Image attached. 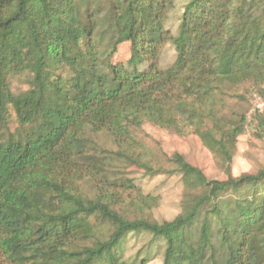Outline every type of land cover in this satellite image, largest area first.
<instances>
[{
    "label": "trees",
    "instance_id": "1",
    "mask_svg": "<svg viewBox=\"0 0 264 264\" xmlns=\"http://www.w3.org/2000/svg\"><path fill=\"white\" fill-rule=\"evenodd\" d=\"M174 1L0 0V264H124V239L141 231L163 240L161 264H264V166L232 174L247 116L230 107L240 87L264 93V0H188L172 36ZM15 78L26 85L16 93ZM250 121L263 139L264 111ZM144 124L196 135L225 178L179 152L148 162ZM125 166L180 175L178 214L155 220L158 196Z\"/></svg>",
    "mask_w": 264,
    "mask_h": 264
},
{
    "label": "rangeland",
    "instance_id": "2",
    "mask_svg": "<svg viewBox=\"0 0 264 264\" xmlns=\"http://www.w3.org/2000/svg\"><path fill=\"white\" fill-rule=\"evenodd\" d=\"M188 0H175L169 9L166 18V28L172 36L176 35L179 19L184 4ZM128 45L119 47L116 62H124L127 59ZM175 58L173 45L168 41L162 50L159 66L162 69L169 67ZM26 88L23 78H15L11 89L14 93ZM249 89L241 88L240 93L245 94V99L231 103L233 109L242 110L247 116L245 133L241 134L236 143V153L233 157L231 171L234 176L241 173H254L257 168L264 166V138L254 136V124L250 121L254 111L255 98L264 97L263 94L248 95ZM246 91V92H245ZM10 129L16 126L14 113L10 114ZM83 137L88 138L100 147L115 148L112 138L104 131L92 132L90 129L84 131ZM135 138L141 143V151L145 152V160L150 163L165 165L163 155L169 156L173 152H179L191 164L202 169L210 179H224L225 174L220 166V159L210 153L202 144L201 140L192 134L178 136L171 131L157 128L151 124H144L135 132ZM125 171L133 183L144 193L158 196V204L152 209V216L161 222L170 220L180 210V198L182 183L178 174H156L146 175L143 169L136 166H125ZM87 190L86 186L82 187ZM106 227L99 226L100 232L106 231ZM164 252L162 239L155 238L147 232H131L121 245V260L124 264H161Z\"/></svg>",
    "mask_w": 264,
    "mask_h": 264
},
{
    "label": "built area",
    "instance_id": "3",
    "mask_svg": "<svg viewBox=\"0 0 264 264\" xmlns=\"http://www.w3.org/2000/svg\"><path fill=\"white\" fill-rule=\"evenodd\" d=\"M255 100L254 110L264 111V97L257 96Z\"/></svg>",
    "mask_w": 264,
    "mask_h": 264
}]
</instances>
